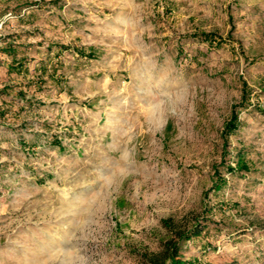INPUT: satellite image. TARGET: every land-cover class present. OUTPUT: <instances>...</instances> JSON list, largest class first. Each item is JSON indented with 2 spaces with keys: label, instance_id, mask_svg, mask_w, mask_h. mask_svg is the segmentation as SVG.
<instances>
[{
  "label": "rangeland",
  "instance_id": "1",
  "mask_svg": "<svg viewBox=\"0 0 264 264\" xmlns=\"http://www.w3.org/2000/svg\"><path fill=\"white\" fill-rule=\"evenodd\" d=\"M200 225L184 262L264 264V0H0V264Z\"/></svg>",
  "mask_w": 264,
  "mask_h": 264
},
{
  "label": "trees",
  "instance_id": "2",
  "mask_svg": "<svg viewBox=\"0 0 264 264\" xmlns=\"http://www.w3.org/2000/svg\"><path fill=\"white\" fill-rule=\"evenodd\" d=\"M235 123H236V117H233V120H231L227 124L226 128L230 129L229 131L231 130L234 131L236 127ZM237 165H239L238 167L240 170H242V167H244V164H241V162H238ZM228 170L230 172L233 171V169L231 168H228ZM217 177L220 178L219 181L223 182V179L221 178L220 175H218ZM198 227L200 228L198 229L192 228L191 230H187V231L175 230L172 234L173 238H171L164 244L163 249L159 254L154 255L153 258L150 259L151 262L153 264H189L184 262L179 256L180 255L179 243L182 241L187 242L191 239L197 238L201 234L202 230H204L205 226L200 225Z\"/></svg>",
  "mask_w": 264,
  "mask_h": 264
}]
</instances>
